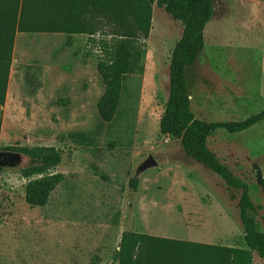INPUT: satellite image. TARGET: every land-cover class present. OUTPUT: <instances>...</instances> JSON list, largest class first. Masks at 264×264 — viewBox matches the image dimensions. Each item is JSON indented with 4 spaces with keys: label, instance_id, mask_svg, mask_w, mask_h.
Instances as JSON below:
<instances>
[{
    "label": "rangeland",
    "instance_id": "obj_1",
    "mask_svg": "<svg viewBox=\"0 0 264 264\" xmlns=\"http://www.w3.org/2000/svg\"><path fill=\"white\" fill-rule=\"evenodd\" d=\"M182 31L180 22L154 5L150 37L141 43L143 72L127 78L111 123L98 115L105 87L88 37H16L0 106V154L53 147L62 162L53 172L60 181L49 204L35 209L25 202L29 181L20 174L29 158L10 152L16 159L1 162L0 264H117L124 232L244 247L240 192L160 133L171 54ZM205 43L186 73L195 118L243 121L263 111L264 0H215ZM208 146L250 186L264 233V123L237 135L218 131ZM134 178L136 193L129 186ZM161 242L170 251L192 249Z\"/></svg>",
    "mask_w": 264,
    "mask_h": 264
},
{
    "label": "trees",
    "instance_id": "obj_2",
    "mask_svg": "<svg viewBox=\"0 0 264 264\" xmlns=\"http://www.w3.org/2000/svg\"><path fill=\"white\" fill-rule=\"evenodd\" d=\"M163 9L183 27L169 66V92L160 120V133L179 141L183 152L218 176L230 190L240 192L238 208L244 231V247L207 246L161 239L134 232L121 237L117 264H254L264 261V233L259 229V209L250 186L223 165L208 146L218 131L237 135L264 123V110L243 121L205 122L195 118L188 91L187 69L205 48V30L215 15V0H0V106H4L16 35L64 34L67 40L86 36L99 54L97 72L105 91L97 104L104 123L117 116L125 82L143 72L144 50L152 30L153 7ZM76 139V135L71 136ZM23 155L30 165L20 170L29 182L25 202L44 208L60 181L53 172L62 162V152L53 147L7 148ZM97 176L105 177L99 173ZM139 179L129 182L136 193ZM166 241L191 245L183 251L166 250ZM169 252V253H166Z\"/></svg>",
    "mask_w": 264,
    "mask_h": 264
},
{
    "label": "flooded vegetation",
    "instance_id": "obj_3",
    "mask_svg": "<svg viewBox=\"0 0 264 264\" xmlns=\"http://www.w3.org/2000/svg\"><path fill=\"white\" fill-rule=\"evenodd\" d=\"M14 153V152H13ZM10 153L9 151H5L3 154H1L0 163L3 161L8 160V162L16 159L17 154Z\"/></svg>",
    "mask_w": 264,
    "mask_h": 264
},
{
    "label": "crops",
    "instance_id": "obj_4",
    "mask_svg": "<svg viewBox=\"0 0 264 264\" xmlns=\"http://www.w3.org/2000/svg\"><path fill=\"white\" fill-rule=\"evenodd\" d=\"M19 34H20V33H18V34L16 35V37H18ZM61 35H64V34H61ZM64 36H66V35H64ZM74 37H75V36H74ZM200 244H204V243H200ZM70 264H76V263H70ZM101 264H103V263H101Z\"/></svg>",
    "mask_w": 264,
    "mask_h": 264
},
{
    "label": "water",
    "instance_id": "obj_5",
    "mask_svg": "<svg viewBox=\"0 0 264 264\" xmlns=\"http://www.w3.org/2000/svg\"><path fill=\"white\" fill-rule=\"evenodd\" d=\"M0 159H1V154H0ZM1 164V163H0Z\"/></svg>",
    "mask_w": 264,
    "mask_h": 264
}]
</instances>
